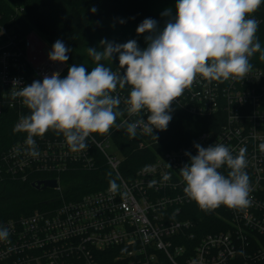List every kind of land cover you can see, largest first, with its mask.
Listing matches in <instances>:
<instances>
[{
    "label": "built area",
    "instance_id": "1",
    "mask_svg": "<svg viewBox=\"0 0 264 264\" xmlns=\"http://www.w3.org/2000/svg\"><path fill=\"white\" fill-rule=\"evenodd\" d=\"M253 18L262 19L254 13ZM259 27V26H258ZM33 32L21 36L0 28V112L4 105L11 108L22 104L13 81L26 86L33 74L41 82L45 76L61 74L66 63L50 62L51 50L43 42L34 43ZM118 65L113 69L118 70ZM123 75V70H120ZM130 89L119 95L123 99ZM171 108L197 116L223 113L224 122L216 132L201 131L189 143L170 149L153 162L139 168L132 177L124 178L118 168L121 159L108 155L102 143L88 138L86 150L73 153L64 138H34L39 157L24 154V141L11 147L0 161L2 171L20 175L44 170L60 173L71 168L93 170L96 160L88 151L92 143L101 150L109 168L116 174L119 190L110 186L84 194L74 201L63 200L47 210H34L16 219L0 221V228L9 232L7 241H0V264H234L241 255L244 264L264 260V67L252 66L243 81L207 82L199 77L192 87L178 97ZM145 118L146 113L121 116L129 123ZM20 119V117H19ZM19 122V121H18ZM155 132V131H154ZM137 134H143L139 129ZM107 140V138L105 139ZM207 148L223 144L233 155L246 149L251 192L249 207L229 209L227 226L214 233L199 235L193 222L183 217L186 206L193 203L184 194L179 170L189 162L185 155L195 156L194 144ZM20 154H17V148ZM139 142L138 147H142ZM219 171L227 176L228 169ZM57 180V179H56ZM60 190L57 180V187ZM218 215H220L218 213ZM98 256H104L99 260ZM106 262V263H105Z\"/></svg>",
    "mask_w": 264,
    "mask_h": 264
},
{
    "label": "clouds",
    "instance_id": "2",
    "mask_svg": "<svg viewBox=\"0 0 264 264\" xmlns=\"http://www.w3.org/2000/svg\"><path fill=\"white\" fill-rule=\"evenodd\" d=\"M262 2L178 0L174 21L169 20L162 30L151 18L137 27V35L148 33L143 50L135 40L123 44L101 40L99 48L86 49L95 62L91 71L83 64H72L64 78L56 72L45 76L42 82L34 80L23 87L14 80L18 90L12 98L19 97L29 112L15 125V131L26 134L24 154L39 157L34 137H43L49 130L62 135L71 152L84 151L87 139L107 135L124 111L129 116L144 112L146 119L131 123L124 120L119 127L126 128L131 137H136L139 129L156 140L153 132L167 129L172 104L198 77L209 83L243 81L252 71L250 58L259 52V58L264 60L256 36L259 21L253 18ZM162 15H170V10ZM69 52L63 41L57 40L48 59L62 64L69 59ZM113 57L118 58L117 71L101 63L111 62ZM125 87L130 92L123 99L126 108L121 111V97L113 93ZM194 148L197 154L186 152L189 162L179 170L187 198L205 211L220 206L249 207L251 185L245 171L246 149L233 155L223 144L205 148L197 143ZM259 149L264 152V143ZM221 168L229 170L227 176L219 171ZM109 185L113 194L119 190L115 180H110ZM8 237V230L0 228V241H7Z\"/></svg>",
    "mask_w": 264,
    "mask_h": 264
},
{
    "label": "trees",
    "instance_id": "3",
    "mask_svg": "<svg viewBox=\"0 0 264 264\" xmlns=\"http://www.w3.org/2000/svg\"><path fill=\"white\" fill-rule=\"evenodd\" d=\"M148 1L0 0V28L4 27L8 32L15 31L21 36L27 32L36 31L35 33L44 38L50 47L57 40L63 41L70 49L69 59L65 62L66 68L60 74V77L64 78L72 64H82L81 59L87 47L104 38L106 21L135 22L140 25L145 19L154 20L149 14ZM93 8L96 9L95 12L92 11ZM256 13L262 19L256 36L261 44V50L264 51V2ZM46 42L43 41L44 44ZM260 54L255 53L251 61L257 66H264V60L259 58ZM117 65L116 59L108 67L114 69ZM34 80L39 79L33 74L28 75L26 85H30ZM28 114V109L23 103H16L14 108L8 105L3 106L0 112V161L4 162L3 157L9 153L13 145L25 141L26 134L15 131V125L19 117ZM171 115L172 119L166 130L153 132V136L157 137L156 140L151 136L141 137L138 134L136 137H131L126 128L118 127L120 123L118 117L107 135H93L92 138L96 143H101L108 137L112 138L117 151L122 156L118 171L124 178H129L139 168L153 162L168 150L189 143L201 131L210 129L216 132L225 120L224 114L220 112L210 116H194L179 108H172ZM60 137L63 136L49 130L43 137L34 138L53 140ZM141 141L143 146L139 148L138 144ZM91 147L88 151L96 160V167L93 170L74 167L60 173L41 170L27 174L24 179L20 175H10L2 171L0 174V221L16 219L37 209L47 210L56 207L63 200L74 201L84 194L103 190L110 186V180L117 182L116 174L107 165L101 150L95 143H92ZM44 179H57L60 190L52 188L37 190L32 186L36 181ZM185 208L183 217L193 222L199 235L214 233L227 226L228 215L224 206L205 211L193 202ZM97 259L108 260V258L104 259V256H98ZM162 264L167 263L162 261ZM234 264H244L241 255ZM250 264H264V260Z\"/></svg>",
    "mask_w": 264,
    "mask_h": 264
},
{
    "label": "rangeland",
    "instance_id": "4",
    "mask_svg": "<svg viewBox=\"0 0 264 264\" xmlns=\"http://www.w3.org/2000/svg\"><path fill=\"white\" fill-rule=\"evenodd\" d=\"M178 3V0H149L147 7L149 9V14H151V17L156 21L157 20V28L158 30H162L163 27L166 25V23L169 20L175 19L176 16V4ZM165 10H170V15H162V13L165 12ZM106 30L104 33V38L101 40H107L110 42H113L114 44H123L128 42L129 40H135L137 42L138 47L143 50L147 47V41L146 36L148 33L137 35L136 29L139 26V24H136L135 22H115V21H106L105 23ZM36 32V31H35ZM33 32L36 36H32L34 39V43L36 46H40L41 42H46L44 38H42L39 34H36ZM96 41L89 45L87 48H99L100 41ZM47 43V42H46ZM50 50H52V47H50L49 43H47ZM100 50H103L102 48ZM118 60L117 57H113L111 62L110 61H102L101 63H104L105 66L110 65L113 63V61ZM81 63L88 68L89 71H91V68L95 66V62L92 60L91 57L88 56L87 51L85 50L83 57L81 59ZM250 63L252 64L253 61ZM254 64V63H253ZM257 66V65H252ZM257 67H264V66H257ZM119 110V109H118ZM118 119L121 120V116H118ZM103 148L105 149V152L108 155L114 156L118 159H122V156L120 155V152L117 151V147L115 146L113 140L111 137H108L107 140L101 141ZM53 189V188H52Z\"/></svg>",
    "mask_w": 264,
    "mask_h": 264
},
{
    "label": "water",
    "instance_id": "5",
    "mask_svg": "<svg viewBox=\"0 0 264 264\" xmlns=\"http://www.w3.org/2000/svg\"><path fill=\"white\" fill-rule=\"evenodd\" d=\"M37 190H44L46 188H56L57 180L56 179H44L38 180L32 185Z\"/></svg>",
    "mask_w": 264,
    "mask_h": 264
}]
</instances>
